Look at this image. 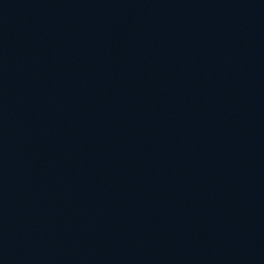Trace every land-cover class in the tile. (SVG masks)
Listing matches in <instances>:
<instances>
[{
    "label": "water",
    "instance_id": "obj_1",
    "mask_svg": "<svg viewBox=\"0 0 264 264\" xmlns=\"http://www.w3.org/2000/svg\"><path fill=\"white\" fill-rule=\"evenodd\" d=\"M172 0H0V264H102Z\"/></svg>",
    "mask_w": 264,
    "mask_h": 264
}]
</instances>
